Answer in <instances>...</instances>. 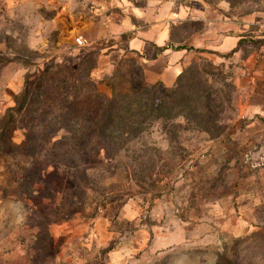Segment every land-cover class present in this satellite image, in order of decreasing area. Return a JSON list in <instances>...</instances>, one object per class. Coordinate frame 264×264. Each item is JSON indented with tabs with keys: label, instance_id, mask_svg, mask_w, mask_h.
<instances>
[{
	"label": "rangeland",
	"instance_id": "obj_1",
	"mask_svg": "<svg viewBox=\"0 0 264 264\" xmlns=\"http://www.w3.org/2000/svg\"><path fill=\"white\" fill-rule=\"evenodd\" d=\"M229 1L258 32L183 59L210 121L155 110L125 139L97 132L106 99L151 113L176 81L148 83L128 33L88 24L96 0H0V264H264V0Z\"/></svg>",
	"mask_w": 264,
	"mask_h": 264
},
{
	"label": "crops",
	"instance_id": "obj_2",
	"mask_svg": "<svg viewBox=\"0 0 264 264\" xmlns=\"http://www.w3.org/2000/svg\"><path fill=\"white\" fill-rule=\"evenodd\" d=\"M136 1L96 0L99 17L96 21L89 19L88 24H95L99 33H128V49L140 58L148 83H175L188 52L186 48L177 49L179 45L237 54L240 42L258 32L250 16L234 15L229 0H211L206 8L199 0H143L141 5ZM189 20H203L206 27L185 40L175 38L173 29L177 31Z\"/></svg>",
	"mask_w": 264,
	"mask_h": 264
},
{
	"label": "trees",
	"instance_id": "obj_3",
	"mask_svg": "<svg viewBox=\"0 0 264 264\" xmlns=\"http://www.w3.org/2000/svg\"><path fill=\"white\" fill-rule=\"evenodd\" d=\"M185 48L190 49L186 45L177 46V49ZM186 74H188V70H183L176 80V86L174 87L172 93L168 95H163L162 97H160V100H157V92L154 88L155 86L150 87L152 89L147 93L152 103L151 113L149 111L147 112L143 110L141 105L136 108L131 102L127 103L126 105H123V99H126V97H128L130 94L118 93L115 90L112 97L106 99L101 109L100 123L97 128V132H99L98 134L103 133L104 135H107L108 132L113 129L114 125L119 122L122 124V136L126 134L125 139L138 136L141 130L143 129V123L150 118V115H154L155 110L159 111L157 114L159 117L170 119H175L182 111L187 110L190 114V117L209 122L211 116L208 113L211 109V99L208 96L204 97L198 94L197 90L195 89V79H193L192 77L189 78L187 82L188 85L182 84V80L184 77H186ZM190 74L192 75L193 72ZM185 86H187L188 88L187 92L183 91ZM27 96V93L23 95L21 103L17 108H15L16 112H19L24 108ZM141 97L143 96L139 95V98ZM198 99L203 101L204 108L202 112L201 110L199 111L197 109L199 102ZM109 137L113 138L112 136ZM219 264L234 263L226 258L223 260V262Z\"/></svg>",
	"mask_w": 264,
	"mask_h": 264
},
{
	"label": "built area",
	"instance_id": "obj_4",
	"mask_svg": "<svg viewBox=\"0 0 264 264\" xmlns=\"http://www.w3.org/2000/svg\"><path fill=\"white\" fill-rule=\"evenodd\" d=\"M76 42L80 45V46H88L90 45V42L83 36V35H79L76 37Z\"/></svg>",
	"mask_w": 264,
	"mask_h": 264
}]
</instances>
